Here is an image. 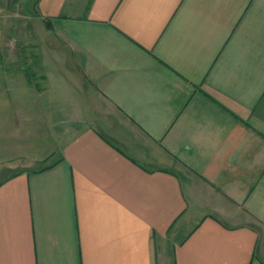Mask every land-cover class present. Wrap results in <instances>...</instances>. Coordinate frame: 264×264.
Here are the masks:
<instances>
[{"label":"crops","instance_id":"obj_1","mask_svg":"<svg viewBox=\"0 0 264 264\" xmlns=\"http://www.w3.org/2000/svg\"><path fill=\"white\" fill-rule=\"evenodd\" d=\"M24 6L1 143L62 132L0 182V264H264V0Z\"/></svg>","mask_w":264,"mask_h":264},{"label":"rangeland","instance_id":"obj_2","mask_svg":"<svg viewBox=\"0 0 264 264\" xmlns=\"http://www.w3.org/2000/svg\"><path fill=\"white\" fill-rule=\"evenodd\" d=\"M33 2L34 0H0V56H7L8 59L25 56L21 54V46L26 42L24 27L27 24V17L21 16L20 12H23L20 9L26 4L27 8L33 10ZM24 115L19 112L13 114L17 122L12 123L11 126V136L8 138L11 141L9 151L6 145L1 143L3 139L0 138V182L44 165L43 161L35 160L37 153L34 144L35 140L40 139L39 136L35 137L36 132L42 133L41 140L47 143L46 147L49 149L50 138L57 137L58 132H62L60 129L51 128L49 118L38 125V122L35 123L33 115L30 114L31 120L27 121ZM26 115L28 116V114Z\"/></svg>","mask_w":264,"mask_h":264}]
</instances>
